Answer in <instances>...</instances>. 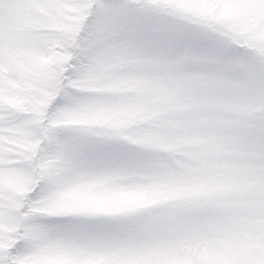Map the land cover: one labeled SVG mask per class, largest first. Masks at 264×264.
<instances>
[{
	"label": "snow or ice",
	"instance_id": "snow-or-ice-1",
	"mask_svg": "<svg viewBox=\"0 0 264 264\" xmlns=\"http://www.w3.org/2000/svg\"><path fill=\"white\" fill-rule=\"evenodd\" d=\"M0 264H264V0H0Z\"/></svg>",
	"mask_w": 264,
	"mask_h": 264
}]
</instances>
